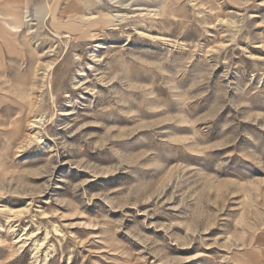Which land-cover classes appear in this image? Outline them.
<instances>
[{"label": "rangeland", "instance_id": "1", "mask_svg": "<svg viewBox=\"0 0 264 264\" xmlns=\"http://www.w3.org/2000/svg\"><path fill=\"white\" fill-rule=\"evenodd\" d=\"M11 7L0 264H264V0Z\"/></svg>", "mask_w": 264, "mask_h": 264}, {"label": "bare ground", "instance_id": "2", "mask_svg": "<svg viewBox=\"0 0 264 264\" xmlns=\"http://www.w3.org/2000/svg\"><path fill=\"white\" fill-rule=\"evenodd\" d=\"M45 13H46V5H45V3L42 2L41 4L38 5L37 10H36V14H37L38 17H44ZM25 17H26L25 16V12L21 11L18 8L16 9V8H12V7L9 9V11L7 10V13L6 14H1L0 13V21H1L2 27L9 34H12V35L16 34V32L18 31V29L23 24ZM21 115H22V113H21ZM14 118H16V117H14ZM14 121H15V119L12 122L15 123ZM12 122H10V123H12ZM5 129H6V127H5ZM13 132H15V131H13ZM6 135H8V134H6Z\"/></svg>", "mask_w": 264, "mask_h": 264}]
</instances>
